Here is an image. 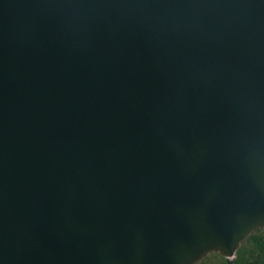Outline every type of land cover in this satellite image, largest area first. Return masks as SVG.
Segmentation results:
<instances>
[{
  "label": "water",
  "instance_id": "1",
  "mask_svg": "<svg viewBox=\"0 0 264 264\" xmlns=\"http://www.w3.org/2000/svg\"><path fill=\"white\" fill-rule=\"evenodd\" d=\"M260 222L264 0H0V264L231 260Z\"/></svg>",
  "mask_w": 264,
  "mask_h": 264
},
{
  "label": "trees",
  "instance_id": "2",
  "mask_svg": "<svg viewBox=\"0 0 264 264\" xmlns=\"http://www.w3.org/2000/svg\"><path fill=\"white\" fill-rule=\"evenodd\" d=\"M210 257H216V264H264V228L248 237L234 259L228 260L219 253H213L199 264H204Z\"/></svg>",
  "mask_w": 264,
  "mask_h": 264
},
{
  "label": "rangeland",
  "instance_id": "3",
  "mask_svg": "<svg viewBox=\"0 0 264 264\" xmlns=\"http://www.w3.org/2000/svg\"><path fill=\"white\" fill-rule=\"evenodd\" d=\"M210 255H213V253ZM204 264H216V257H210L209 260H207Z\"/></svg>",
  "mask_w": 264,
  "mask_h": 264
},
{
  "label": "snow or ice",
  "instance_id": "4",
  "mask_svg": "<svg viewBox=\"0 0 264 264\" xmlns=\"http://www.w3.org/2000/svg\"><path fill=\"white\" fill-rule=\"evenodd\" d=\"M260 225H264V222H260ZM260 225H258V226H260Z\"/></svg>",
  "mask_w": 264,
  "mask_h": 264
}]
</instances>
